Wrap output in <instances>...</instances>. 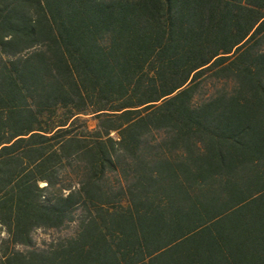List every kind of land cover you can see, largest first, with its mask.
Listing matches in <instances>:
<instances>
[{
    "label": "trees",
    "instance_id": "trees-1",
    "mask_svg": "<svg viewBox=\"0 0 264 264\" xmlns=\"http://www.w3.org/2000/svg\"><path fill=\"white\" fill-rule=\"evenodd\" d=\"M0 264H264V0H0Z\"/></svg>",
    "mask_w": 264,
    "mask_h": 264
},
{
    "label": "rangeland",
    "instance_id": "rangeland-1",
    "mask_svg": "<svg viewBox=\"0 0 264 264\" xmlns=\"http://www.w3.org/2000/svg\"><path fill=\"white\" fill-rule=\"evenodd\" d=\"M70 232H71V229L63 230L60 233H56V232H52V231L44 232L42 230H37L33 233V238L38 245H42V243L44 241L47 242L53 238H56L59 235H65V234L70 233Z\"/></svg>",
    "mask_w": 264,
    "mask_h": 264
}]
</instances>
